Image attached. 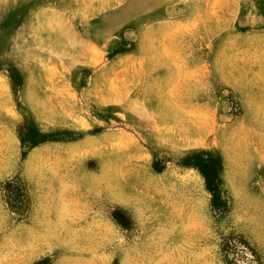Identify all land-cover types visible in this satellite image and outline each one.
Segmentation results:
<instances>
[{"label":"rangeland","instance_id":"374dc122","mask_svg":"<svg viewBox=\"0 0 264 264\" xmlns=\"http://www.w3.org/2000/svg\"><path fill=\"white\" fill-rule=\"evenodd\" d=\"M238 240L264 264V0H0V264Z\"/></svg>","mask_w":264,"mask_h":264},{"label":"trees","instance_id":"16d2710c","mask_svg":"<svg viewBox=\"0 0 264 264\" xmlns=\"http://www.w3.org/2000/svg\"><path fill=\"white\" fill-rule=\"evenodd\" d=\"M197 165H199V164H197ZM207 168H208L207 171H202V172H203V175L205 177L207 187L209 189H212V187L214 186V183L217 179L216 171L214 170V168L212 166H208ZM11 185H12L11 182L7 183V187L10 188ZM22 189L23 188H22L21 184H18L17 187H14L13 188L14 191L9 189V196L11 197V201H13L15 203L20 201V196L22 195ZM243 242L244 243H241V241L238 240V242H235V244H233V246H237V245H239V243L241 245L243 244L242 246H244L246 249L245 252H243V251H241V253L240 252L236 253V251H234L235 253H232L231 251L229 252L230 244L227 242L224 244L226 247V248H224V252H226L228 255H230V253H232V258H234V255H235V257L239 256V258L242 260V262L243 263L246 262V264H247L253 260V253H252L253 251L248 245H246L245 241H243ZM248 254L250 255V257H248ZM226 261H227V259H226Z\"/></svg>","mask_w":264,"mask_h":264},{"label":"bare ground","instance_id":"6f19581e","mask_svg":"<svg viewBox=\"0 0 264 264\" xmlns=\"http://www.w3.org/2000/svg\"><path fill=\"white\" fill-rule=\"evenodd\" d=\"M261 213V212H260Z\"/></svg>","mask_w":264,"mask_h":264}]
</instances>
